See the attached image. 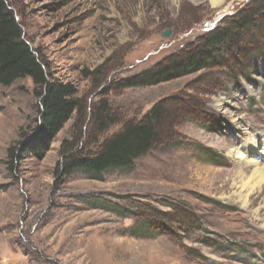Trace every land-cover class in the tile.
<instances>
[{"label":"rangeland","instance_id":"374dc122","mask_svg":"<svg viewBox=\"0 0 264 264\" xmlns=\"http://www.w3.org/2000/svg\"><path fill=\"white\" fill-rule=\"evenodd\" d=\"M6 1L51 77L73 84L86 109L84 123L76 127L75 113L42 157H25L12 173L8 150L33 135L39 99L30 79L0 86V264H264V192L248 209L236 200L246 162L238 152L248 142L258 144L256 153L264 147V57L255 53L264 32L255 44L238 43L224 60L229 66L112 89L194 52L204 35L257 0ZM100 100L118 122L89 144ZM158 104L168 106L161 134L173 147L139 159L130 172L99 180L76 172L58 184L64 142L79 138L81 152H94ZM142 211L170 214L151 228L167 222L177 235L133 236Z\"/></svg>","mask_w":264,"mask_h":264},{"label":"trees","instance_id":"16d2710c","mask_svg":"<svg viewBox=\"0 0 264 264\" xmlns=\"http://www.w3.org/2000/svg\"><path fill=\"white\" fill-rule=\"evenodd\" d=\"M263 24L264 0H257L250 8L226 17L221 26L204 35L194 52L171 56L154 70L123 80L112 86V89L121 91L153 87L226 65L224 60L238 43L249 40L255 44L252 38L258 32H264ZM256 47L255 53H262L264 57V43L257 44ZM23 79H30L35 87L33 94L39 99V119L33 135L8 150L7 164L12 173L18 171V165L25 157H42L75 113L80 116L76 127L84 123L86 108L78 98V90L73 84H64L51 77L47 64L25 40L22 26L9 9L7 1L0 0V86L11 87ZM167 107L166 104H158L142 119L125 123L118 133L99 143L94 152H81L77 147L79 138L64 142L62 159L56 167L58 184L76 172L88 174L98 180L110 172H130L139 159L159 148L173 147L172 138L161 134V128L166 124ZM91 121L93 126L89 144L98 143L99 138H103L118 119L111 115L108 101L100 100L94 105ZM209 155L212 157L215 154L210 152ZM173 207L176 214L183 213L181 209ZM135 214L143 222L133 229V236L152 238L156 233L177 235L167 222L156 227V230L151 228L154 218H162L164 221L165 218H170V214L156 211H142L140 216L137 212ZM186 225L188 224H184V228Z\"/></svg>","mask_w":264,"mask_h":264},{"label":"bare ground","instance_id":"6f19581e","mask_svg":"<svg viewBox=\"0 0 264 264\" xmlns=\"http://www.w3.org/2000/svg\"><path fill=\"white\" fill-rule=\"evenodd\" d=\"M212 3L213 5H220V0H212ZM257 145V143L248 142L246 147L238 152V155L241 158L244 157L243 155H245L246 162L242 165L240 164L238 179L240 180L239 183L241 184L242 192L237 196L236 200L237 203H239L245 209L250 208L252 205L253 196L264 192V165L258 161L259 158L264 157V147L261 153H256ZM260 212L261 210H256L254 213L256 218L260 216Z\"/></svg>","mask_w":264,"mask_h":264},{"label":"water","instance_id":"95a60500","mask_svg":"<svg viewBox=\"0 0 264 264\" xmlns=\"http://www.w3.org/2000/svg\"><path fill=\"white\" fill-rule=\"evenodd\" d=\"M171 36V32H166L165 34H164V37L165 38H168V37H170Z\"/></svg>","mask_w":264,"mask_h":264}]
</instances>
